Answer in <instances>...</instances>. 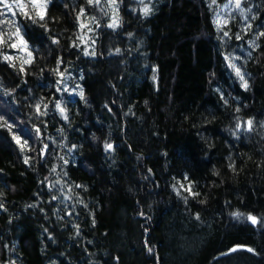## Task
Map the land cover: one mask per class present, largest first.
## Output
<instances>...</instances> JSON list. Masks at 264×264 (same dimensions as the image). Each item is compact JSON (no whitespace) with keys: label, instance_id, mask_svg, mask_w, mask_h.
Masks as SVG:
<instances>
[{"label":"trees","instance_id":"obj_1","mask_svg":"<svg viewBox=\"0 0 264 264\" xmlns=\"http://www.w3.org/2000/svg\"><path fill=\"white\" fill-rule=\"evenodd\" d=\"M46 1L0 42V264H264V0Z\"/></svg>","mask_w":264,"mask_h":264},{"label":"rangeland","instance_id":"obj_2","mask_svg":"<svg viewBox=\"0 0 264 264\" xmlns=\"http://www.w3.org/2000/svg\"><path fill=\"white\" fill-rule=\"evenodd\" d=\"M1 1H4L5 5H10L11 8L9 10L5 7V5L0 7V42L1 44L3 42L4 45H6L8 42L9 47H11L10 49L13 50V53L10 51V56L13 57L16 62L19 61L24 66L34 59V53L32 49H30V46L25 40L20 29V20L18 14H20V11H22L24 15H26V13L29 12V9L32 8L36 13L43 15L46 9L47 1L30 0V3H27V0ZM16 7L19 8L20 11ZM17 29L19 31H17ZM0 111H2L1 106ZM2 115L3 114H0V117H2Z\"/></svg>","mask_w":264,"mask_h":264},{"label":"snow or ice","instance_id":"obj_3","mask_svg":"<svg viewBox=\"0 0 264 264\" xmlns=\"http://www.w3.org/2000/svg\"><path fill=\"white\" fill-rule=\"evenodd\" d=\"M237 6H239V0H238V2H237ZM5 7L8 8L9 10H10V8H11V6H10V5H7V4L5 5ZM148 11H149V10H148L147 8L144 9L145 15L148 14ZM41 19H43V16H41ZM115 26H116L115 24L109 25V27H115ZM17 31H19V30L17 29ZM237 75H240L239 69H237ZM241 79H243L242 76H241ZM245 87H247L246 84H245ZM57 107H59V105H57ZM248 123H249V125H250V124H251V121H249ZM106 147H107V148H111V145H106ZM249 219H251L253 223L256 222V220H255L254 217H249Z\"/></svg>","mask_w":264,"mask_h":264},{"label":"built area","instance_id":"obj_4","mask_svg":"<svg viewBox=\"0 0 264 264\" xmlns=\"http://www.w3.org/2000/svg\"><path fill=\"white\" fill-rule=\"evenodd\" d=\"M15 5V4H14Z\"/></svg>","mask_w":264,"mask_h":264}]
</instances>
